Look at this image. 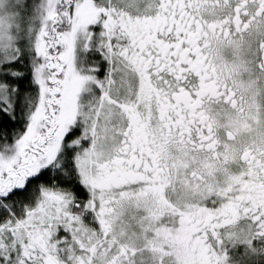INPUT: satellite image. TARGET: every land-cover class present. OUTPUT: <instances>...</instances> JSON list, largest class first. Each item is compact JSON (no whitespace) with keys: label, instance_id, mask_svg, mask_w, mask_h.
I'll use <instances>...</instances> for the list:
<instances>
[{"label":"snow or ice","instance_id":"6c2138e0","mask_svg":"<svg viewBox=\"0 0 264 264\" xmlns=\"http://www.w3.org/2000/svg\"><path fill=\"white\" fill-rule=\"evenodd\" d=\"M250 184L264 0H0V264L264 258Z\"/></svg>","mask_w":264,"mask_h":264},{"label":"trees","instance_id":"16d2710c","mask_svg":"<svg viewBox=\"0 0 264 264\" xmlns=\"http://www.w3.org/2000/svg\"><path fill=\"white\" fill-rule=\"evenodd\" d=\"M259 197V196H258ZM185 253L182 255L183 258L188 262L189 254L194 251L196 260L199 258V254L195 249H188L189 246H185ZM198 254V255H197ZM227 261L228 264H264V258L252 257L247 258L244 256V248L242 245L237 244L233 246L232 244L227 245ZM189 264V262H188Z\"/></svg>","mask_w":264,"mask_h":264},{"label":"flooded vegetation","instance_id":"af4514ba","mask_svg":"<svg viewBox=\"0 0 264 264\" xmlns=\"http://www.w3.org/2000/svg\"><path fill=\"white\" fill-rule=\"evenodd\" d=\"M239 131H240V133H242V134H245V135L248 134V132H247V128H246L244 125L241 126V128H240ZM258 163H259V161H258ZM249 188H250V192H251L253 195H254L255 192H259V191L264 192V185L250 184V185H249Z\"/></svg>","mask_w":264,"mask_h":264},{"label":"rangeland","instance_id":"374dc122","mask_svg":"<svg viewBox=\"0 0 264 264\" xmlns=\"http://www.w3.org/2000/svg\"><path fill=\"white\" fill-rule=\"evenodd\" d=\"M254 195L255 196H259V197H264V192H262V191L255 192ZM184 249H185L184 247L181 249L182 255L185 253V250ZM188 249H194V245L193 246H189ZM188 254H189L188 262H189V264H193V262L196 260L194 251H191Z\"/></svg>","mask_w":264,"mask_h":264}]
</instances>
